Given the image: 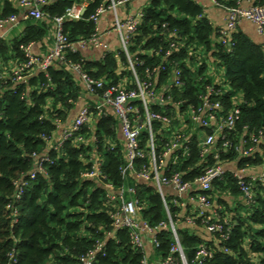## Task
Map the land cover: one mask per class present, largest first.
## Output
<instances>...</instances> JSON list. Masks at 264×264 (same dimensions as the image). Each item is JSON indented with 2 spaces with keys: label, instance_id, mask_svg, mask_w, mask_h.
Listing matches in <instances>:
<instances>
[{
  "label": "trees",
  "instance_id": "1",
  "mask_svg": "<svg viewBox=\"0 0 264 264\" xmlns=\"http://www.w3.org/2000/svg\"><path fill=\"white\" fill-rule=\"evenodd\" d=\"M216 1L234 6L237 0ZM110 4V0H46L44 19H27L22 37L0 40V264H84L92 255L91 264H141L145 255L142 249L133 247L126 231L108 236L112 220L111 207L105 202L106 190L94 179L82 176L90 166L87 160L94 153L93 147L76 143L74 137L62 143L54 140L59 125L68 119L83 90L78 75L66 64H58L50 66L47 75L44 71H29L25 81L12 82L13 70L2 66L11 59L20 65L26 62L22 47L41 41L47 33L45 19L53 21L73 5H84L80 19L63 21L65 34L75 42L97 31L90 17L98 7ZM257 4L264 5V0ZM12 15H19V6L14 0H0V19ZM172 31L177 32L180 47L169 55L158 53L168 49L173 39L168 34ZM215 32L195 0H147L128 52L140 78L146 68L167 62L173 66L174 61L186 82L181 97L190 101L196 100L205 84L213 83L211 75L220 77L215 85L225 90L220 97L225 113L235 106L233 98L240 95L235 131L247 138L250 131H264V44L254 43L235 31L224 45L218 31L213 35ZM116 56L122 63L121 70ZM116 56L105 53L102 60L91 61L81 51L67 53V59L80 63L89 75L112 83L132 75L124 51L119 49ZM198 56L207 62L193 69ZM213 65L212 72L208 67ZM164 73H159L158 78ZM199 76L201 81H197ZM80 134L97 136L96 152L102 159V171L109 181L119 184L123 145L115 116L95 120ZM108 138L116 142L114 150L106 148ZM196 154L195 149L180 167L195 162ZM45 155L48 161H41L39 156ZM38 163L45 173L30 179ZM239 165L260 173L264 169V143L252 155L242 157ZM198 173L192 170L185 178ZM129 183L145 201L143 217L151 223L164 219L162 203L154 189L142 182ZM252 190L253 200L247 203L230 174L214 183L213 199L223 206L221 216L229 221L223 238L207 233L200 223L193 228L176 225L179 243L190 264H197L191 260L201 243L209 245L214 255L200 264H264V181H254ZM179 213L173 206V215ZM171 243L168 234H162L158 245L151 246L148 260L167 255Z\"/></svg>",
  "mask_w": 264,
  "mask_h": 264
},
{
  "label": "built area",
  "instance_id": "2",
  "mask_svg": "<svg viewBox=\"0 0 264 264\" xmlns=\"http://www.w3.org/2000/svg\"><path fill=\"white\" fill-rule=\"evenodd\" d=\"M110 1L109 6L98 7L90 17L96 25L106 10H115L117 5L131 0ZM211 1L219 4L216 0ZM45 4L46 0H18L19 8L26 9L22 19H44ZM224 8L225 23L218 31L224 45L228 44L242 20L254 24L264 42V5L255 3L243 6L241 0H237L234 6ZM83 9L84 5H73L64 15L53 18L54 40L52 47L44 55H35L31 50L32 44L23 46L22 51L27 60L12 69L11 80L25 81L27 73L36 70L44 71L47 75L48 68L54 64H66L78 75L84 91L98 96L99 101L83 105L73 121L63 126L60 143L74 137L76 143L93 147L94 153L87 160L90 166L82 176L94 179L106 190L105 202L111 207L112 220V230L108 236L126 231L133 247L142 249L145 253L141 264H190L179 243L176 225L182 223L193 228L200 223L207 233L225 237L229 221L227 217L221 216L223 206L213 199V185L230 174L245 201L252 202V184L256 180L264 181V169L255 173L241 167L239 160L252 155L260 143H264V131H250L247 138L235 131L239 115L236 105L241 102L240 95L233 98L235 106L225 113L220 99L225 90L215 85L219 84L220 77L211 75L213 83L205 84L196 100L190 101L181 97L180 93L185 89L186 82L181 68L174 61L173 66L172 62H167L146 68L143 78L137 75L128 46L143 16V8L133 16L115 19V29L128 60L131 78L112 83L89 75L80 63L69 61L67 53L87 46H102L98 32L87 39L72 42L63 30V21L66 18L80 19ZM18 21L19 17L12 15L0 19V27L12 28ZM168 35L173 36L172 42L166 51L160 50L158 53L169 55L172 50L180 47L177 32L172 31ZM2 37L0 35V40ZM202 62L207 61L198 56V62L192 65L193 69L201 66ZM161 72L165 73L158 78ZM153 76L155 77L151 78ZM202 79L201 76L197 77V81ZM109 115H114L117 119V133L123 145V162L118 168L121 179L119 184L109 181L102 171V159L96 152L97 136L92 134L86 137L80 134L83 127L90 128L95 120ZM105 145L108 150H114L116 142L108 138ZM57 147L54 149L59 150ZM195 149V162L181 168L180 165L189 161ZM39 157L41 161H48L46 155ZM192 170H198L199 173L191 179L185 178V174ZM37 173H45L39 163L30 173V179H34ZM131 180L154 189L160 197L164 219L151 223L143 217L146 204L138 197V189L130 185ZM21 184L26 182L22 181ZM173 206L180 210L178 215H173ZM165 233L172 240L169 252L150 262L148 257L151 246H157L160 236ZM213 255L214 251L210 246L201 243L191 262L200 264ZM93 257H89L84 264H91Z\"/></svg>",
  "mask_w": 264,
  "mask_h": 264
},
{
  "label": "crops",
  "instance_id": "3",
  "mask_svg": "<svg viewBox=\"0 0 264 264\" xmlns=\"http://www.w3.org/2000/svg\"><path fill=\"white\" fill-rule=\"evenodd\" d=\"M223 1L227 3V2H231L232 0H223ZM259 1L260 0H241V4L243 6H248L251 4L259 3ZM14 2L15 4L18 5V0H14ZM195 2H197L203 8L205 17L211 23V25L216 30V32L219 31L224 26L225 23L226 10L224 7H226V5L215 4L211 0H195ZM146 3L147 0H131L128 3L117 5L115 10L112 9L106 10L105 13L100 17L96 25L98 35L100 36L103 45L100 47L87 46L86 48L80 49L79 51H81V53L86 59L91 61L102 60L105 53H114L116 56L117 51L122 48L120 45L119 34L115 29V19L118 18L122 20L129 16L135 15L140 9H142L145 6ZM25 11H26L25 8H19L18 17L20 21H18V24L16 26L12 28H9L7 26L0 27V35L3 36L2 38H6V39L18 38V37H22L25 34V31L27 29V23H26L27 19L25 20L22 19V16L24 15ZM45 21L47 23V33L41 39V41L32 43L31 50L35 55H44L47 51L50 50L53 44L54 23L53 21L47 19H45ZM236 31H238L240 34H242L244 37H246L247 39H249L254 43L264 44L263 38L257 32L255 25L249 21L242 20L239 23ZM216 32L213 35H216ZM117 63L119 65L118 70H121L122 63L118 60V57H117ZM17 65L19 64L16 59H11L7 63L2 64L3 68L10 67L11 69L16 67ZM53 66L57 67V64H54ZM209 68L214 71L215 66L213 65ZM80 86L81 88H83L81 83ZM98 101H99L98 96L90 95L83 89L82 92L80 93L79 100L75 104L74 109L69 114L68 119L59 126L58 131L54 137L55 138L54 140L57 141L61 138V130L63 126H67L73 121L78 110L83 105L95 104L98 103ZM253 172H255V170ZM235 200L236 199L232 200L231 206H234Z\"/></svg>",
  "mask_w": 264,
  "mask_h": 264
},
{
  "label": "water",
  "instance_id": "4",
  "mask_svg": "<svg viewBox=\"0 0 264 264\" xmlns=\"http://www.w3.org/2000/svg\"><path fill=\"white\" fill-rule=\"evenodd\" d=\"M84 10H85V9H83V11H82V13H81L82 15H83Z\"/></svg>",
  "mask_w": 264,
  "mask_h": 264
}]
</instances>
